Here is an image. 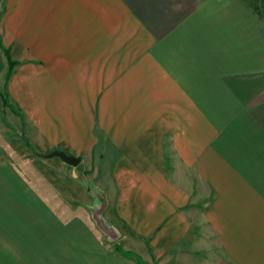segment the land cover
Returning <instances> with one entry per match:
<instances>
[{
    "label": "crops",
    "instance_id": "crops-1",
    "mask_svg": "<svg viewBox=\"0 0 264 264\" xmlns=\"http://www.w3.org/2000/svg\"><path fill=\"white\" fill-rule=\"evenodd\" d=\"M0 264H264L263 4L0 0Z\"/></svg>",
    "mask_w": 264,
    "mask_h": 264
},
{
    "label": "water",
    "instance_id": "water-1",
    "mask_svg": "<svg viewBox=\"0 0 264 264\" xmlns=\"http://www.w3.org/2000/svg\"><path fill=\"white\" fill-rule=\"evenodd\" d=\"M58 156H60L66 163L70 164V165H74V166H77L80 162V159L76 156H70V155H67L66 153L64 152H57L56 153ZM99 225L102 227V229L105 230V232L114 237L115 234H113V230L108 227L106 224H104V222L102 223L101 220H99Z\"/></svg>",
    "mask_w": 264,
    "mask_h": 264
},
{
    "label": "trees",
    "instance_id": "trees-1",
    "mask_svg": "<svg viewBox=\"0 0 264 264\" xmlns=\"http://www.w3.org/2000/svg\"><path fill=\"white\" fill-rule=\"evenodd\" d=\"M9 64H10V72H9V73H11V69H12V67L14 66L15 62L9 60Z\"/></svg>",
    "mask_w": 264,
    "mask_h": 264
},
{
    "label": "rangeland",
    "instance_id": "rangeland-1",
    "mask_svg": "<svg viewBox=\"0 0 264 264\" xmlns=\"http://www.w3.org/2000/svg\"><path fill=\"white\" fill-rule=\"evenodd\" d=\"M260 1L263 4V8H264V0H257V2Z\"/></svg>",
    "mask_w": 264,
    "mask_h": 264
}]
</instances>
